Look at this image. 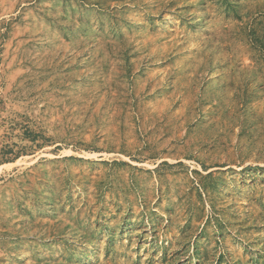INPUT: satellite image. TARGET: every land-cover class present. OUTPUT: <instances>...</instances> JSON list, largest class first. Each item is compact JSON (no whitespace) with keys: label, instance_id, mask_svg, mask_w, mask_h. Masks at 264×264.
Returning <instances> with one entry per match:
<instances>
[{"label":"rangeland","instance_id":"obj_1","mask_svg":"<svg viewBox=\"0 0 264 264\" xmlns=\"http://www.w3.org/2000/svg\"><path fill=\"white\" fill-rule=\"evenodd\" d=\"M6 143L0 264H264V0H0Z\"/></svg>","mask_w":264,"mask_h":264},{"label":"trees","instance_id":"obj_2","mask_svg":"<svg viewBox=\"0 0 264 264\" xmlns=\"http://www.w3.org/2000/svg\"><path fill=\"white\" fill-rule=\"evenodd\" d=\"M24 137H28L29 140L35 144L37 141V136L30 130H25L23 132ZM37 146V144H35ZM24 147V146H22ZM20 150H16L12 145L2 144L0 146V162H7L16 159L19 156Z\"/></svg>","mask_w":264,"mask_h":264},{"label":"bare ground","instance_id":"obj_3","mask_svg":"<svg viewBox=\"0 0 264 264\" xmlns=\"http://www.w3.org/2000/svg\"><path fill=\"white\" fill-rule=\"evenodd\" d=\"M199 19H200V11L199 10H197L196 12H195V14H194V23L195 22H197V21H199Z\"/></svg>","mask_w":264,"mask_h":264}]
</instances>
